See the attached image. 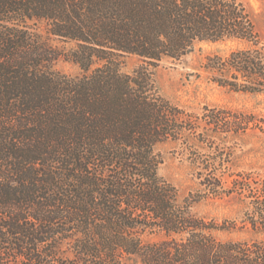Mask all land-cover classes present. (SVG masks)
<instances>
[{
    "label": "trees",
    "instance_id": "1",
    "mask_svg": "<svg viewBox=\"0 0 264 264\" xmlns=\"http://www.w3.org/2000/svg\"><path fill=\"white\" fill-rule=\"evenodd\" d=\"M225 40L250 46L208 55L213 80L264 91V42L240 0H0V264H264L263 240H221L235 223L193 211L218 194L212 160L201 154L205 189L184 198L159 173V143L248 128L240 113L195 116L157 90L164 59ZM60 59L81 73L57 70ZM257 190L244 222L264 231Z\"/></svg>",
    "mask_w": 264,
    "mask_h": 264
},
{
    "label": "rangeland",
    "instance_id": "2",
    "mask_svg": "<svg viewBox=\"0 0 264 264\" xmlns=\"http://www.w3.org/2000/svg\"><path fill=\"white\" fill-rule=\"evenodd\" d=\"M240 1L251 12L256 32L264 42V0ZM249 46V43L240 40L203 42L182 59H164L155 68L157 90L188 113L202 116L208 107L222 110L223 115L228 118L234 113H240L249 119L247 130L238 134L210 136L200 128L198 133L208 135L204 144L195 141L196 139L191 140L189 146L183 140H168L156 147L163 156L159 173L179 189L181 198L205 189L200 184L206 177L205 171L201 169V154L219 167L217 176L222 178V182L218 187V194H208L194 204L193 211L218 224L228 222L232 226V222L235 223L231 232H215L216 237L221 240L264 241V231H255L249 223L245 225L244 222L251 200L248 197L249 186L259 192L264 187V91L251 93L222 87L204 67L208 55H227L235 49ZM138 64V59L130 56L125 60L122 70L132 73ZM55 68L70 75L81 73L78 65L64 59L58 60ZM199 138L203 139L197 136ZM215 148H218L220 154L211 158ZM154 238L146 237L147 240Z\"/></svg>",
    "mask_w": 264,
    "mask_h": 264
}]
</instances>
